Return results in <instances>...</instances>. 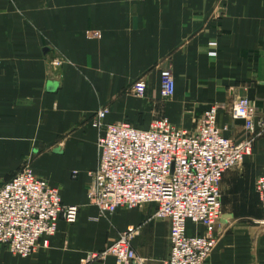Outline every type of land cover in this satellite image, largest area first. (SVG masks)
<instances>
[{
    "label": "crops",
    "instance_id": "obj_1",
    "mask_svg": "<svg viewBox=\"0 0 264 264\" xmlns=\"http://www.w3.org/2000/svg\"><path fill=\"white\" fill-rule=\"evenodd\" d=\"M61 59L58 68L53 62ZM176 92L161 97V70ZM144 79L145 98L133 93ZM247 98L264 112V0H0V188L25 165L80 207L61 220L47 248L28 258L0 244V264H86L91 252L136 229L144 264L170 255V221L155 206L104 218L89 204L98 169L92 118L139 130L167 118L191 131L211 106L224 136L248 137L233 108ZM264 171V140L221 184L218 245L206 264H264V212L255 193ZM196 228L190 225V233ZM91 264H116L113 257Z\"/></svg>",
    "mask_w": 264,
    "mask_h": 264
},
{
    "label": "built area",
    "instance_id": "obj_2",
    "mask_svg": "<svg viewBox=\"0 0 264 264\" xmlns=\"http://www.w3.org/2000/svg\"><path fill=\"white\" fill-rule=\"evenodd\" d=\"M62 63L57 59L53 66ZM146 92L144 79L137 80L135 96L145 98ZM175 92L172 71L161 70L162 99H172ZM233 112L244 120L248 137L242 141L224 136L216 105L191 131L164 117L147 130L126 122L109 124V110L101 108L91 120L98 131L99 164L92 174L89 204L107 219L121 209L155 206L153 218L170 221V255L164 264H206L219 240L223 178L251 156L257 141L264 140V112L247 98ZM256 191L264 210V171L257 178ZM79 215V206L62 203L59 187L25 165L0 188V244L14 257L28 258L47 248L61 220L72 225ZM190 225L196 228L193 234ZM136 235V229L121 233L105 250L89 253L85 263L113 257L116 264H144L133 246Z\"/></svg>",
    "mask_w": 264,
    "mask_h": 264
},
{
    "label": "rangeland",
    "instance_id": "obj_3",
    "mask_svg": "<svg viewBox=\"0 0 264 264\" xmlns=\"http://www.w3.org/2000/svg\"><path fill=\"white\" fill-rule=\"evenodd\" d=\"M255 193H256V195L258 196L257 191H256V184H255ZM261 209H262V211L264 212L262 206H261ZM17 258H18V257H17Z\"/></svg>",
    "mask_w": 264,
    "mask_h": 264
}]
</instances>
